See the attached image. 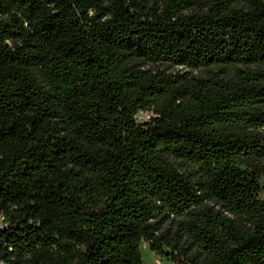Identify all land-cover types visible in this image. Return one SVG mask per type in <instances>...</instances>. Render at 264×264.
Instances as JSON below:
<instances>
[{"label": "trees", "instance_id": "obj_1", "mask_svg": "<svg viewBox=\"0 0 264 264\" xmlns=\"http://www.w3.org/2000/svg\"><path fill=\"white\" fill-rule=\"evenodd\" d=\"M263 178L264 0H0L1 264H264Z\"/></svg>", "mask_w": 264, "mask_h": 264}, {"label": "rangeland", "instance_id": "obj_2", "mask_svg": "<svg viewBox=\"0 0 264 264\" xmlns=\"http://www.w3.org/2000/svg\"><path fill=\"white\" fill-rule=\"evenodd\" d=\"M195 12H199V11H195ZM137 67H139L143 71H148L153 75H157L161 73L164 74L165 76H171L173 79L177 81H183L184 80L183 77H185L186 79H193L192 82L197 80L210 81L213 77L222 76L221 71L218 68H210L205 70L202 69V70L194 71L179 66H172L166 63L164 64L159 63L156 65L150 63H138ZM235 72L236 71L234 70H230L228 76L230 78L235 79ZM155 117L156 115L152 110H142L136 115L135 119L137 123L145 124L154 121ZM261 183H264V178L261 180ZM260 197L263 198L262 195ZM216 209L221 210V208L218 206L216 207ZM224 214L228 216V219L237 221V219L234 216L226 212ZM1 223L2 221L0 220V224ZM141 252L145 264H174L169 256L171 252L170 248H165L166 256H161L151 251L148 243L143 242L141 246Z\"/></svg>", "mask_w": 264, "mask_h": 264}, {"label": "built area", "instance_id": "obj_3", "mask_svg": "<svg viewBox=\"0 0 264 264\" xmlns=\"http://www.w3.org/2000/svg\"><path fill=\"white\" fill-rule=\"evenodd\" d=\"M0 220H1V219H0ZM1 221H2V220H1ZM1 224H2V223H1ZM1 224H0V225H1Z\"/></svg>", "mask_w": 264, "mask_h": 264}, {"label": "bare ground", "instance_id": "obj_4", "mask_svg": "<svg viewBox=\"0 0 264 264\" xmlns=\"http://www.w3.org/2000/svg\"><path fill=\"white\" fill-rule=\"evenodd\" d=\"M144 251V250H143Z\"/></svg>", "mask_w": 264, "mask_h": 264}]
</instances>
